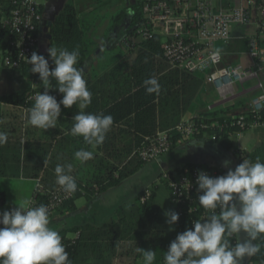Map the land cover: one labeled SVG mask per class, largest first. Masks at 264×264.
I'll use <instances>...</instances> for the list:
<instances>
[{
	"label": "trees",
	"instance_id": "16d2710c",
	"mask_svg": "<svg viewBox=\"0 0 264 264\" xmlns=\"http://www.w3.org/2000/svg\"><path fill=\"white\" fill-rule=\"evenodd\" d=\"M147 1L151 0H134L111 17L112 24L105 35L106 46L112 50L123 44L126 52L116 57L111 63L113 66L110 71L102 74L91 84L87 82V87L92 93V102L85 111L113 117L110 131L106 134L103 144L97 148L93 149L86 145L82 137H73L69 134L73 123L72 116L79 111L75 105L71 108H64L61 105V116L58 117L56 128L45 130L48 132L44 136L31 134L25 142H22L20 137L15 139L14 135L22 129H25L26 133L29 128L37 130L27 124L26 115L34 104V100H29L30 97L43 92L44 86L39 80V74L31 73L29 66L21 65L12 70L18 77L26 78L33 87L22 93L0 97V105L15 109L2 111L0 108V131L8 134L7 143L0 146V176L4 170L2 163L9 156L16 165L17 172L25 178L38 181L41 191L37 192L35 189L33 194L37 206L46 204L52 193L62 190L55 182L54 169L57 164H73L71 174L76 178L77 190L55 211H74L76 200L80 198L89 200L118 186L123 180L137 173L147 163L138 158L136 150L146 140L155 138L159 132L174 130L186 113L195 112L204 76L168 70L160 47L161 36L155 30L150 39L133 40L137 37L135 36L137 29L144 22L142 6ZM0 3L3 13L8 15L15 7L16 0H0ZM40 11L42 12V7ZM86 25V22L80 21L76 15L74 0H66L62 10L52 18L47 29L49 39L46 50L38 52V55H44L48 59L50 70L54 67L47 52L50 46L69 51L78 49L79 57L75 66L83 68L91 47ZM119 30L122 31V36L114 39ZM14 40L11 34L5 33L0 37V50H4L5 45ZM150 77L157 78L161 85L158 95L146 94L142 86V82ZM53 85L55 86V81ZM48 94L57 96L58 102L63 96L54 88L49 89ZM22 112L23 114L25 112L23 117ZM5 116L10 118L8 123H4ZM239 117L244 118L246 125L253 123L264 125V108L259 112H252L248 102L239 101L224 108L200 113L191 119V123L197 129L195 138L203 135L210 138L213 136L215 143L225 150H230L231 135L246 131L231 125L232 118ZM204 125L207 126V130H201V126ZM180 140V135L173 131L171 147ZM81 148L93 151L94 158L84 164L74 160L75 151ZM246 158L252 162L259 158L260 162L264 163V143L249 154L242 153L239 163ZM184 170L204 171L211 177L224 175L216 168L203 165H186L180 174ZM214 172H217L218 176L214 175ZM165 187L169 194L166 183ZM149 191L150 197L144 204L138 202L143 192L134 202L120 206L107 228L83 226L72 230L77 235L75 238L62 237V243L72 264H112L111 255H115L120 244H128V247L123 246V251L135 253L133 264L142 260V254L137 251V247L145 251L149 249L156 251L154 264H163L164 252H167L169 245L163 243L162 236L156 230L157 219L151 211L156 188L151 187ZM200 194L202 193L197 191L188 204L196 208L194 212L188 213L186 211L188 206L182 207L183 214L175 223L177 234L192 229L193 222L203 220L211 214L198 206L197 197ZM168 199L170 203V196ZM255 243L260 245V250L251 257L248 264H263L264 237L258 238ZM230 244L235 246L236 238H230Z\"/></svg>",
	"mask_w": 264,
	"mask_h": 264
},
{
	"label": "clouds",
	"instance_id": "9594fccd",
	"mask_svg": "<svg viewBox=\"0 0 264 264\" xmlns=\"http://www.w3.org/2000/svg\"><path fill=\"white\" fill-rule=\"evenodd\" d=\"M48 55L54 64L50 70L49 61L36 52L25 58L31 65L30 72L39 74L44 91L34 98L33 106L27 111V124L41 130L56 128L64 108L77 106L79 111L72 116L70 135L82 137L91 148L102 145L113 125V117L103 113H89L85 110L92 102V93L87 87L84 71L75 65L79 50L50 46ZM219 50L212 54L219 60ZM55 81V86L53 85ZM146 94H159L161 85L157 78L150 77L142 82ZM63 94L57 99L48 94L49 89ZM8 141V134L0 131V146ZM192 144H197L192 142ZM94 158L91 150L81 148L74 153V160L80 164ZM230 161H223L227 167ZM73 164H57L54 173L56 184L67 193L77 190L76 178L71 174ZM198 206L210 212L203 220L193 222V228L177 234L164 252L163 264H243L248 257L260 250L255 243L264 237V163L243 159L242 163L229 169L226 175L211 177L200 171L197 179ZM10 211L0 213V264H72L57 230L51 228L49 210L46 205L32 206L30 199L21 200ZM219 209V211H217ZM166 223L174 225L179 214L165 211ZM244 233L243 242L235 246L230 238ZM142 264H154L156 251H145Z\"/></svg>",
	"mask_w": 264,
	"mask_h": 264
},
{
	"label": "built area",
	"instance_id": "2783aa9c",
	"mask_svg": "<svg viewBox=\"0 0 264 264\" xmlns=\"http://www.w3.org/2000/svg\"><path fill=\"white\" fill-rule=\"evenodd\" d=\"M14 5L9 14L5 15L0 3V37L9 33L15 38L5 45L4 50H0V65L10 70L21 65L31 68L25 58H30L33 52L39 54L41 4L37 0H16ZM142 16L144 22L135 36L150 39L154 30L159 32L163 59L170 70L203 75L205 86L213 88L223 103L234 98L235 84L242 86L252 82L258 96L251 100L249 109L259 112L264 108V0H151L143 4ZM248 26H254L256 32L255 36L246 40V54L251 65L224 64L223 50L234 40L233 27ZM217 50L220 53L219 60H213L212 54ZM36 95H32L29 100H34ZM54 97L58 101V97ZM232 120L231 125L242 131L260 126L256 123L246 125L243 117ZM201 130H207V126H201ZM173 131L184 141L196 139L197 129L191 120L182 121L174 130H167L146 140L136 150L138 158L150 163L167 155L171 149ZM211 139L214 141L215 137ZM198 173L196 170H184L178 177H170L168 174L162 176L169 189L170 203L179 216L183 214L182 207L188 206L191 197L197 193ZM36 191H41L38 184ZM149 197L150 191H144L138 199L139 204H144ZM70 198L71 194L63 190L52 193L44 204L48 207L49 215ZM31 202L32 206H37L34 196ZM195 210L194 207H186L188 213Z\"/></svg>",
	"mask_w": 264,
	"mask_h": 264
},
{
	"label": "crops",
	"instance_id": "0c3cea01",
	"mask_svg": "<svg viewBox=\"0 0 264 264\" xmlns=\"http://www.w3.org/2000/svg\"><path fill=\"white\" fill-rule=\"evenodd\" d=\"M44 1L45 4L41 5L42 15L44 13L43 16L45 17L42 28L44 35H46L48 29L47 23L51 22L52 18L62 10L66 0ZM130 1L133 2L134 0H74V7L78 19L86 22V27L88 28L87 35H89L92 29V24L90 22L91 17L99 8L112 6L113 8L122 9L128 6ZM119 33H121V30H119L113 38L119 37ZM157 34H159V32H157ZM255 35L256 32L249 37L237 36L232 33L234 40L228 48L223 50L224 64L233 66L251 65L246 54V40ZM239 38L241 39L239 40ZM46 44L47 41L40 43L39 49L45 51ZM98 49L99 51L96 53V56H99L104 49V51L107 52L110 50L106 46V43L102 48L100 47ZM245 59L248 61H245ZM113 61L114 60L105 65H101V71L92 76L90 72L96 69V65L91 63L88 57L82 68L87 82L91 84L102 74L110 71L113 66L111 64ZM167 69L170 70L169 68ZM262 81L264 83V74L262 76ZM32 87V84L26 78L18 77L12 70L0 65V97L8 96L13 93H22ZM233 90L235 94L234 98L223 103L219 101L213 88L205 86L203 83L200 89L198 102L196 103L197 108L195 112L186 113L180 122L191 120L200 113L224 108L225 106H230L239 101L250 103L254 97L258 96V91L252 82L242 86L235 84ZM0 108L2 111L15 110L12 107L2 104ZM24 114L23 112L21 113L22 117ZM7 118L8 116H5L4 120ZM38 130H40L39 133L41 136H44L48 132L41 129ZM163 132H159L158 134ZM14 136L15 139L20 137V140L25 142L30 134L26 133L25 129H22V131H18ZM229 141L231 144L230 150L223 149L210 137L205 135L192 141H178L174 147H171L167 155L147 163L137 173L123 180L118 186L95 195L89 200H85L84 198L76 200V209L74 211H54L49 215V226L57 230L60 236L66 239L75 238V234L72 230L83 226L105 229L110 226L115 211L120 206L134 202L145 190L155 187L156 193L151 203V211L157 219L156 225L158 229L156 230H158L162 236L163 243L169 245L170 242L176 238L177 230L175 224L171 226L170 230V226L166 223L164 213L168 210L175 211V208L169 203L168 190L165 187L162 176L168 174L170 177H178L181 169L186 165L212 167L222 171L224 175H226L229 169L234 170L235 167L240 164L239 157L242 153L249 154L264 143V125L254 126L239 135L233 134ZM192 142H196L197 144L194 145ZM225 160L230 161L227 167L223 165V161ZM2 168H4V170L2 176H0V196H2L0 197V213L10 211L12 208L16 207L15 202L19 203L24 199L31 200L37 184V180L25 178L20 172H17L16 165L9 156L5 159V162L2 163ZM0 226L3 227V225ZM244 235V233L238 234L236 243L243 242ZM123 246L128 247V244H120L115 251V255H111L112 264H133L135 253L129 250L123 251ZM250 259L251 257L246 258L243 264H248ZM136 264H142V260H138Z\"/></svg>",
	"mask_w": 264,
	"mask_h": 264
},
{
	"label": "rangeland",
	"instance_id": "374dc122",
	"mask_svg": "<svg viewBox=\"0 0 264 264\" xmlns=\"http://www.w3.org/2000/svg\"><path fill=\"white\" fill-rule=\"evenodd\" d=\"M37 1L41 5L45 4L44 0H37ZM131 3L132 1H130L128 5ZM119 10H120L119 8H113L112 6L105 8L101 7V9L99 8V10L95 12L94 15L91 17L90 22L92 24V29L89 35H87V37H88V41L91 43L88 57L90 58V62L96 65V69L90 72V75L92 74V76L98 74L101 71V65H105L110 61L115 60L117 56L123 55L126 52V49L122 44V45H117L114 49L108 52L104 51L105 50L104 49L99 56H96V53L99 51L98 48L100 47L102 48L103 45L106 43L105 35L108 28H110L112 24L111 17L114 16ZM121 33H119V37L122 36ZM232 33L237 36L249 37L255 34V28L254 26L233 27ZM139 39H140L139 37H136L133 40H139ZM245 61L248 60L245 59ZM9 121L10 118L8 117L6 120H4V123H8ZM39 131L40 130L38 129L35 131L34 128H29L28 133H30V135L34 134L33 136H41ZM180 141H184V140L181 139ZM78 200H81V198Z\"/></svg>",
	"mask_w": 264,
	"mask_h": 264
},
{
	"label": "water",
	"instance_id": "95a60500",
	"mask_svg": "<svg viewBox=\"0 0 264 264\" xmlns=\"http://www.w3.org/2000/svg\"><path fill=\"white\" fill-rule=\"evenodd\" d=\"M43 15H44V13H43ZM42 15V23H41V27L44 25V22H45V17ZM51 25V22H48L47 23V27H49ZM39 38H40V43H43V42H46L48 39H49V35L48 34H46V35H44V33H43V28H41L40 30H39ZM39 46H40V44H39ZM38 46V47H39ZM39 52H44V51H41L40 49H39Z\"/></svg>",
	"mask_w": 264,
	"mask_h": 264
}]
</instances>
